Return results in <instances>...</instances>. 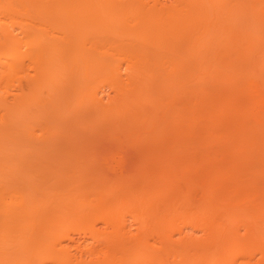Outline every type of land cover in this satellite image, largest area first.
Returning a JSON list of instances; mask_svg holds the SVG:
<instances>
[{"label":"bare ground","instance_id":"1","mask_svg":"<svg viewBox=\"0 0 264 264\" xmlns=\"http://www.w3.org/2000/svg\"><path fill=\"white\" fill-rule=\"evenodd\" d=\"M163 1L166 0H0V264H264V65L262 68L260 67L264 61V0H168V3ZM33 12L36 13L35 15H39V18L41 13L44 17L47 14L46 20L50 14L66 16L68 20L70 19L71 24L67 18L65 19L67 21L63 17L61 19L68 22L66 25L68 24L69 29L71 28L69 24L72 26L73 32H76L73 33L74 37L77 39L82 34H79L80 36H76V34L82 33L84 27L91 28L90 32L93 29L94 31L95 29L99 30L102 22L105 20L104 25H106L110 18L116 20L115 22L113 20L114 24L119 21L123 24L128 15H131L136 21L133 27L138 28L142 37L145 32L147 34L151 29L153 32L157 29V35L158 31L161 33L158 36H162V47L165 52V62H163L165 63V73L162 72L166 77L164 75L162 77L166 86L163 85V88L168 91L163 90L167 93L164 95L167 100L164 99L166 100L163 107L165 112L162 111L161 118L168 116L169 119L168 122L167 118L164 119L166 121L164 122L166 123L164 135L159 137L160 139L155 144L163 147L164 151L166 150L172 155L181 153L180 157L170 154L172 157L168 159H165L166 156L159 158V154H157L156 157L159 161L155 160V157V161L146 159L145 165L142 164L144 167L135 166L137 170H134V165L130 166V159L126 154L119 153L116 155L118 158L113 160L115 156L111 152L117 142L111 141L106 144L105 141L103 144L100 141H94L95 131L106 127V131L110 132L113 126L111 123H117L114 120L118 123L113 128L121 125L122 129L120 126L119 129H129L126 126L130 125L133 118L128 117L130 109L125 110L127 116L124 109L130 102H133L135 95L139 94L143 97L145 94V84L147 83L145 82L146 77H144L146 73L143 70L144 68L149 70L150 65L147 66L148 58L146 60L144 58L147 57L145 52H148L151 47L149 45L145 47L148 49H145L144 52L142 46H146V42H144L145 44L140 43L144 39L139 37L140 34L136 35V39L139 37L140 47L137 46L139 44L137 43L135 49H142L137 53L132 49L135 43L132 44V41H129L135 38L128 37L129 40L126 43L121 42L124 39L122 35L125 33L121 35L120 41L116 35L118 39L115 37L116 41L113 40V42L109 40H112L116 31L110 35L111 29H108L110 32L108 35L112 36H108L109 40L108 37L106 40V36L100 30L96 31V34L100 35L99 32H101L102 35H98V38L92 31L94 37L97 38L93 37L94 40H90L93 35L87 34V38L90 36L89 40L95 42L94 48L98 46L103 56L110 58L107 57L106 60V62L109 60L108 66L112 65L110 68L106 66L110 69L106 72L109 76H103L105 79H111L108 86H111L110 90L116 91L117 102L122 103L119 107L124 104L126 106L124 109L120 108L119 112L116 111L120 113L123 110L124 113L122 112L120 115L117 113L119 117L117 114L108 116L110 111L109 113L105 112L107 105L102 102L100 96L92 92L95 86L91 85L90 87L93 89L89 91L92 94L88 97L90 93L87 92L86 95L89 101L85 100L87 97L83 99L84 96L81 95V97L80 94L81 100L79 97L76 100H79L80 103L82 101L84 104L86 101V104L90 102L89 107H92L96 112L100 111L98 114L99 119L102 117L100 122L98 117L96 118L98 122H96L97 120L92 122L89 119L91 123L86 124L85 127L82 125L84 128L80 126L81 132L66 134L65 138L63 135L60 136V131L54 133L52 145L57 148L70 146L75 147L74 150L77 147L79 149L81 147L82 150L88 147L87 151H90L89 148L92 145L93 148H96L95 150L91 149L92 155L87 154V157L91 155L88 158L89 161L86 159L88 162L84 161L86 156H83L82 152H80L81 155L73 158V153L58 151L52 157L53 168L49 169V172L53 173L50 177V181L53 180L51 205L47 210L42 209L39 212L44 219L45 217L53 218V223H51L53 226L50 223L48 226L49 228L53 227L50 228L52 233L47 238V234L40 235L43 231L41 233L36 231L37 234L40 233L38 234L41 236L40 238L45 239L44 236H46L45 241L42 239L44 242L48 241L46 246L44 243V245L41 243L38 246L37 241L39 240L35 241L37 245L34 244V241V243H30L32 240L28 241V234L26 238L22 237L24 229L21 231V227L26 226L24 224H21V227L18 225L20 223L15 224L18 226L13 228L19 229L21 233L16 230L18 233L15 232V234L17 233L15 237L12 236L13 223L22 222L23 220L20 219H24L30 213L33 218L35 206L33 207L31 202L28 203L22 186H17L21 185V179L16 180L18 172L14 170L15 168L10 164V158H8L13 156V152H11V156L8 154L15 147V142L11 144L14 146L13 148L9 142L12 138L16 139L18 137L16 135L19 133L21 137L24 135L21 132L17 134L16 130L22 131L24 124L27 125V121L24 122V110L27 109L25 102L28 89H33V86L35 88L37 85L43 89L47 84H49L47 90L56 87V84H53L48 78L51 74L54 75H51L53 76L51 80L56 79L55 82H59L58 85H60L62 77L60 79L58 77L64 75V78L70 75L72 77L71 73L74 71L70 70H72V63L73 66H76L74 65L75 61L80 66L86 63L83 65L84 67H80L81 69L78 66V69L81 72L85 68L88 72H84L86 71L84 70L80 74L78 71L76 76L73 73V79L79 78L78 81L87 79L86 83L91 81L88 84H93L95 80L93 81L94 78L91 77L96 69L91 70L89 74L92 80H89L87 75L88 78H85L83 74L90 72L87 68L90 69L92 64L96 65L97 69L100 68L98 65L102 67V64H105V59L104 57L100 59L101 54L98 56V52L96 55H92V51L95 53L98 50H96L97 48L90 49L91 46L88 45L93 43L89 42L87 38L85 43H89L86 44V47L81 41L82 37L79 41L75 38L76 40L73 39L75 42H72L71 39L74 37L71 36L70 39L68 33L70 35L71 33L68 32L67 26L68 31L63 26L62 33L67 32L66 36L70 40H64L66 36L63 38L61 36L63 34L59 35L56 31L57 35L63 39V43H61V38H59L62 45L58 40H55L57 38L53 39L57 41L55 45L56 42L50 38L44 39L46 42H43L37 37H29L27 30L35 19L33 18L35 16L31 17ZM123 17L125 20L122 21ZM128 20L125 22L128 23ZM60 23L62 20L59 21L60 30L57 28L58 31H61ZM127 23L126 26L129 27ZM117 25L108 24L113 29L115 26L118 28ZM105 27L107 28L104 26V29H106ZM103 32L105 31L103 30ZM103 37L105 38L103 39ZM132 37L135 35L132 34ZM36 39L42 42L39 43ZM102 40L107 42H102V45L99 46V42ZM161 40L158 39V42ZM49 41H53L51 43L54 45L47 44ZM57 45H61L59 49L54 48ZM79 48L81 55L87 53V51L82 53L86 50L83 49L87 48V50H91L87 56H90L88 54H91L93 58L98 56L99 58L96 57V59H100L99 61L104 59L102 61L104 63L101 64L96 60L91 63L89 61L91 57H87V60L85 55L81 56L80 54H78L80 59L85 57L82 59L86 62L82 60L80 62L83 63L78 62L79 57L76 56L78 51L76 53L73 51ZM69 49H73V51H69ZM64 51L74 53L73 55L69 54L72 56L71 59L74 58L72 59L74 62H69L68 52ZM52 52L55 53L52 54ZM62 52L67 53L68 58L65 59L68 60L62 61V58L66 57L65 54L61 58V54L64 55ZM56 54L58 55L56 56ZM55 58L56 61H54ZM112 59L115 61L111 64ZM64 61L65 63L62 65L66 67L65 69L64 66L61 67V63ZM66 62L69 64L68 75L64 72L68 71ZM94 62L99 63L94 64ZM54 64L57 67L56 71ZM50 67L54 68L53 72H57L58 67L63 68L62 70L59 68L57 73H64L57 75V73L50 74L49 72L48 75ZM122 69L125 71V73L122 71L124 77L120 73ZM99 70V73L105 72L101 68ZM147 72L149 73V71ZM44 79L47 82L49 80L54 86L47 82L46 85H40ZM99 79L108 81L102 77ZM68 80L71 81L70 77ZM78 81L76 86L81 82L78 83ZM123 81L124 85L120 86ZM74 83H70V85H74ZM81 83L86 84L85 82ZM159 84L161 83L158 82ZM101 85L103 86V84ZM95 92L97 93V91ZM116 98H114L115 101ZM111 100L113 99L110 98ZM136 100L140 101L139 97ZM136 100H134L135 104H137ZM134 103L132 106L135 105ZM138 104L140 106L145 103L139 102ZM114 105L118 106V103H114ZM139 106L138 113H142L140 109L145 107L140 108ZM89 110L92 114L93 111ZM134 110L137 111V108ZM145 111L143 109V113ZM131 112L134 111L131 110ZM85 113V116L78 118L77 121L85 117L89 118L88 112ZM25 115L27 114L25 113ZM127 121L131 122L127 124ZM138 121L140 122V119ZM138 121H135L136 125L139 124ZM125 124H127L126 129L123 128ZM73 129L75 128L73 127ZM124 130L122 133H125ZM119 132L117 131L115 135L118 133L119 136L121 134ZM112 133L110 132V135ZM118 136V140L123 137ZM21 137L20 139L23 141L24 136ZM112 137L114 136L112 135ZM16 140L18 141V139ZM153 142L155 141L149 142V145L150 143L154 144ZM120 143H123V140ZM145 144L143 142V145L142 143L138 145L143 147ZM22 145L24 144L21 143L19 148ZM17 148L16 150H18ZM22 150H20L21 153ZM16 154L19 153L16 151ZM16 154L14 156L18 158L15 157V161L20 163L19 159L24 158L26 166L27 162H31L28 153L22 154V158L21 154ZM111 154L114 157H110ZM6 155L8 156L5 157ZM81 156L84 157L82 159L87 164L83 163L79 166L73 164V160L77 163ZM177 157H179V162ZM171 158L172 162L169 160ZM7 159L13 166L12 168L6 163ZM173 159L175 162L177 161L174 166ZM160 160L165 161V164ZM140 161L142 163L141 159ZM148 163L151 166L153 163H158V165L156 164L157 166H153V168L150 166L152 168L150 169ZM14 180L20 181L14 184ZM240 213L245 214L246 217L241 219L242 224L239 223V225L241 224L242 227L238 228L239 225L234 224L233 221ZM30 215L28 216L30 217ZM35 215L40 216L36 212ZM240 217L243 218L241 215ZM247 217H250L251 221H247ZM129 220L130 224H128ZM243 220L246 222L243 223ZM34 221L35 216L32 222ZM49 221L51 222V220ZM179 223L185 229H189V232L177 229ZM232 223L236 226H232ZM46 228L44 229L46 230ZM49 228L47 231H50ZM242 228L246 235L240 236L239 230ZM26 229L28 230V228ZM45 230L44 232H46ZM34 231L33 229V233ZM37 234L35 235L38 236ZM18 236L25 240L23 243H21L23 240L20 242L24 246L27 242L32 245L31 250H35L33 248L37 247V252H39L45 246L42 249L44 250L43 254L41 253L42 257L36 261H34L36 257L33 260L23 259L20 255L25 252L22 254V251L16 247L17 251L12 250L16 253L11 252L10 245L13 243L16 245L15 238L17 237L18 240ZM240 237L243 239L240 240ZM29 243L28 245H30ZM39 247L41 249H38ZM29 255L26 252V257H31ZM18 257L19 259L16 260Z\"/></svg>","mask_w":264,"mask_h":264},{"label":"rangeland","instance_id":"2","mask_svg":"<svg viewBox=\"0 0 264 264\" xmlns=\"http://www.w3.org/2000/svg\"><path fill=\"white\" fill-rule=\"evenodd\" d=\"M164 3H168L169 1L168 0H166V1H163ZM34 14H32V16L31 17H33V16H35V17H33V18H35V19H33L34 21L31 23L32 24V26L30 25L29 26V29L27 30L28 31V34H29V37H31V38H39L40 40H42L43 42H46V41H44V39H48V38H50L51 40H53L54 38H57V39H55V40H58V42L60 41V39L59 38H61V43H63L62 42V37L61 36H63V38L67 35L65 32H64V34L62 33V31H64V30H62V28H63V26H65V30L66 31H68V24L66 25V23H68V22H64V20L67 18L66 16H62V15H55V14H53V15H49V17H48V20H46L47 19V14H46V16L44 17V15H43V13H38V14H40L41 15V17L39 18V15L37 16V15H35L36 13L35 12H33ZM37 16V17H36ZM51 16V17H50ZM54 16H57V17H55L54 18ZM60 16V17H59ZM63 17V19H61ZM128 17V19L129 20H131V15H128L127 16ZM127 17H125L126 18V20H128L127 19ZM37 18V19H36ZM45 18V19H44ZM54 18V19H53ZM57 18V19H56ZM59 18V19H58ZM31 19V20H32ZM44 19V20H43ZM56 19V20H55ZM62 20V23H60L61 25L60 26H62L61 27V31H58L57 30V28L59 29L60 27H59V21L61 22V20ZM50 20V21H49ZM53 20H55V21H53ZM57 20H59V21H57ZM67 20H68V18H67ZM67 20H65V21H67ZM70 20V19H69ZM68 20V21H69ZM114 20V19H113ZM113 20H112V18H110V20H107V21H111L110 23L109 22H107L108 24H111L112 26H114V25H117L118 26V28L115 26L114 27V29L116 28L117 30H114L113 29V27L112 26H108V24H106V25H104V21L102 22V25L100 26V31H102V33H103V35L104 36H106V40H107V37L109 36V37H112V36H110V35H113V32L114 31H118L117 33L116 32H114V36H113V38H111L112 40H109V37H108V40L111 42H113V40H114V38L116 37V35H117V37L119 38H117L116 37V39H118L119 41H120V39H121V35L123 34V33H125V34H123L122 36V38H124V39H122L121 40V42L122 43H126L129 39H128V37L129 38H135V39H132V40H129V41H132V44H133V42L135 43V46L134 45H132V46H134V48H132V49H134L136 52L135 53H137V51H139L140 49H142V48H139V50H136L135 49V47H136V44L137 43H139V41H138V38L139 37H142V34H140L141 32L138 30V28L137 29H135L133 26V24H135V20L132 18V20L131 21H129L128 20V23L127 22H125L126 20L124 19V17L122 18V21L123 20H125V21H123L124 23V26H126V23L127 24H129V27H125V28H123L124 26H122L123 24H122V22L120 23V21L119 22H117V23H115L114 24V22L116 21V20H114V22H113ZM58 23H57V22ZM113 22V23H112ZM58 24V26H57V24ZM69 23H70V21H69ZM132 23V24H131ZM34 24V25H33ZM64 24V25H63ZM71 24V23H70ZM69 24V27H71L70 29H69V31L68 32H70L71 33V35L68 33V35H69V37H70V39L72 38L71 36H73L74 37V35L75 34H73V33H76V32H73V29H72V26ZM114 24V25H113ZM122 24V25H121ZM66 26H67V28L68 29H66ZM104 26H107V28L106 29H104ZM103 27V28H102ZM112 27V28H111ZM85 28V27H84ZM82 28V31L84 32H87L86 34H85V32H84V35H83V32L82 33H80L79 31V33L78 34H76V36L78 35V36H80L79 34H82L80 37H78V39L76 38V37H74V38H72L71 39V41L72 42H75V40L77 39L78 41H79V39H81V37H82V39H81V41H83V45L86 47L87 45H88V43L89 42H91L90 40H94V38L95 39H97L98 37V35L99 34H96V31H99V30H96L95 29V31H94V29L92 30V31H94L95 32V34H96V37H94L95 35H93V33H92V31L90 32V29L91 28ZM132 28H134V29H132ZM89 29V30H88ZM102 29V30H101ZM108 29H111L110 31H112V33L110 34V32L108 31ZM119 29V30H118ZM60 30V29H59ZM90 32H88V31ZM103 30L106 32H103ZM154 30V29H153ZM58 32V34L60 35V34H63V35H61V36H59V35H57V32ZM155 32H153L152 31V29H151V31L149 32V33H147L146 34V32H145V34H143V36L144 37H142V38H144L143 40H146V41H140V43L141 42H146V46H142V44H141V46L144 48V52L148 49V48H145V47H147L148 45H149V47H151V49H148V52H145L144 54L145 55H147V57L146 58H144L145 60H146V62L147 63H149V64H147V66H149L150 68H149V70L148 69H146V68H144V70H143V72H145L146 73V75L144 76V77H146L145 78V82L147 83V84H145V89L147 90H144V93L146 94V96H145V94L143 95V97L142 96H140L139 94L138 95H135L134 97H133V102L131 103H129V105H125L124 103V105L122 106V107H119V105H122V103L120 102V101H118L117 102V100H118V98H116L117 97V95H116V91H114V90H110L109 89V87H111V86H108V84H110V81H111V79L109 78V79H107L108 81H104V80H102V81H100V77H102L103 79H105L104 78V76L103 75H106V77H108L109 76V74L108 73H106L107 72V70L112 66V65H110V63H109V65L110 66H108L107 64V62H109V60L106 62V60H107V57L108 56H103V54L100 52L101 50H99V48H98V46L96 47V48H94V43L95 42H91V43H93L92 45L89 43V47H90V49L91 50H98V51H95V53L92 51V55H96V52H98L97 53V55L99 56L100 54H101V57H100V59H102L103 57H104V61H105V64H102V63H104V62H102L103 60H101V61H99L100 59H96V57L97 58H99L98 56H94V58H93V56L91 55V54H88V55H90V56H87V53L89 52V51H91V50H87V48H89V47H87V48H84L83 50H85V51H82V53L84 52V53H86V51H87V53L86 54H84L85 56H86V59H87V57L88 58H90L89 59V61L91 62V63H93V60L95 61H99L101 64H102V67H101V65H98V66H100V68L102 69V70H104L105 71V69L107 68V67H109V68H107L106 69V71L105 72H101V73H99L100 72V68L99 69H97V67H96V65L94 66L93 64V68H92V65L90 66V69L89 68H87L90 72L89 73H84L83 74V76L85 75V78H88L89 77V80H92V79H90V76H89V74L91 73V70H94V69H96L94 72H96L95 74H94V72H93V76L91 77V78H94L93 79V81L95 80V84L93 85L92 83L91 84H88V83H90L91 81H89L88 83H86L87 82V79H86V81H85V79L82 81V80H80L81 82H85L86 84H83V83H81L80 81H78V79L79 78H76V80L78 81V83L80 82L81 83V85H80V83L78 84V86H76V84H77V81L75 80V79H73L74 77H73V73H75L74 74V76H76V72H78L79 71V69H78V66H79V68L81 67V66H83L84 64L86 65V63H84V64H82L81 66H80V64H76V61H75V64L74 65H76V66H73V63H72V59H74V58H70V57H72V56H70L69 54L70 53H72V52H70L69 53V51H73V49H69V51H64V52H68V55H69V58H70V60H69V62L71 61V63H72V70H70L71 72L72 71H74L73 73H71L72 74V77H71V75H70V73H69V75L70 76H68V77H66V78H68L69 79V77H70V79H71V81H69L68 79H66V78H64L65 77V75L64 76H60V77H58L59 79H60V85H58V83L59 82H55L56 81V79L55 80H51V79H53V74H51V73H57L58 72V69L60 68V67H58V69H57V72H53V70H54V68H55V71H56V66H55V64H54V68L53 69H51V67H50V69H49V71H48V75H49V72H50V74L51 75H53V76H51V78H50V76L48 77L49 79H50V81L51 82H53V84L55 83L56 84V87L53 85V84H51L50 83V81L48 80V82L47 81H45L46 79H47V77H45L46 79H44V81L40 84V85H46L47 83H50V85L51 86H54V88L53 87H51V90H47V88L49 87L48 85L49 84H47L46 85V89L45 88H41V86L39 87L38 85V89L36 88L37 86H35V88H34V86H33V89L31 88V89H28L27 90V93H26V108L30 111H28L27 109H25V107H24V122H26L27 121V125H26V123L24 124V130H22V131H20V130H16L17 131V134L19 133V132H21V133H23L24 135V140L22 141L21 139H20V133H19V135H16V137L18 136H20L19 138L17 137H15V136H13V137H15L16 139H18V141L16 140V139H13L12 138V140L9 142L10 143V145L12 144V142H15L14 143V146L17 148V146H18V144H19V146H18V150H16V148L13 146V145H11L12 147L11 148H13V150L15 151H13V150H10L9 151V154L8 153H6V154H8L9 156H11L10 154H11V152H13L12 154H13V156H11V157H8V158H10L9 159V162H10V164L11 165H13L14 166V170H17V172H18V174H16L17 176L16 177H18V178H16V180L17 179H21V185L20 184H18L17 186L18 187H21V188H23V190L22 191H24L23 192V194H24V196H25V198L27 199V201H28V203H30L31 202V204L33 205V207H34V209H33V211H34V215L32 214V216H33V218L31 217V213L30 214H28V215H30V217L27 215L26 217H24V219H20L22 222H20V221H16V223L14 222L13 224V226H12V224H11V229H13L12 231H13V234H12V236H14L15 237V235L18 233L16 230H18V231H20L19 229H14L13 227L15 226V224H17V223H20V224H18L19 226L22 224H24V225H26V226H23V228L21 227V231H22V229H24V233H23V231H22V234H23V236L22 237H27V234H28V241H31L30 243H34L35 241H37V240H39V241H37L38 242V246L41 244V245H44L45 244V246H46V244H47V242L48 241H46V242H44L45 240H46V236H44V238L45 239H43V238H40L41 236H43V235H46L47 234V238L49 237L48 235H51V233H52V230H50V228H53V227H48V226H50L51 225V223H53V218H51V219H49V217H45V219H44V217H41V215H40V213L39 212H41L40 210H42V209H48L49 207H50V205H51V199H52V195H53V180H51L50 181V177L53 175V173H50L49 172V169L51 168H53L52 166V164H53V162H51V160H53L52 159V157L56 154V153H58V151L59 152H61V153H69V154H72V155H74L73 156V158L74 157H76V156H78V155H81V153L80 152H82V154H84L83 156H86V158H85V160L84 159H82V158H84V157H82L81 156V162H80V160H78L77 161V163L73 160V164H78V166L81 164H83L84 163V165L85 164H87L86 162H84V161H87L88 160V158H90L91 157V153H93V152H90L91 151V149L93 148V145H92V147L91 148H89L90 149V151H87L88 149V147L86 148H83L82 150H81V147H80V149L77 147L75 150H74V148L75 147H70V146H62V147H60V148H57V147H55L54 145H52V142H53V137H54V133L56 134V132L58 133L59 131L61 132V135L60 136H62L63 135V137L65 138V136H66V134L68 135V134H71V133H79V132H81L82 131V128H84L85 126H86V124H89V123H91L90 122V120L93 122V120L94 121H96L97 119V117L99 116L98 114H100V111L98 112H96L95 110H93L92 109V107H89V105H90V102H89V104L87 103L86 104V102H85V104L84 103H82V101H81V103L80 102H78L79 100H81V98L79 97V94H80V96L82 95V96H84V97H82L83 99L85 98V97H87L86 95L88 94V93H90V91L89 90H91V89H93L92 87H90L91 85L92 86H95L94 87V91H92L93 93H95V94H97V96H100L99 98H101L102 99V102L104 103V104H106L107 105V107H105V112L106 113H109V111H110V113L108 114V116H110V114H112L111 116H113V114H117L119 111H120V108L122 109H124V107H125V109H124V112H125V114H126V116L128 115L127 114V110H129L130 109V111H128L129 112V115H128V117L130 116V117H132L133 118V120H132V118H130L131 120H132V122L131 121H127V124H129V122H131L130 123V125L128 126L127 124H125L124 125V127L123 128H125L126 129V127H128L129 129H126V130H124L125 131V133H122V131L123 130H121L122 128H121V125H119L120 126V128L121 129H119V126L118 127H116V128H113V126L114 125H117V123H118V121H116V120H114L115 122H117L116 124H114V122L113 123H111V124H113V126H112V128L111 129H114V130H112L111 131V129H110V132H113L112 133V135L115 137H112V135H110V132H107L106 131V127L105 128H103L102 129V127L99 129V131H98V129L95 131V133L93 134V138H94V141L96 140V142L97 141H100V142H105L106 141V144H108L109 142H111V141H115V142H117V144H116V147H114V150L111 152V153H113L114 154V156H115V158L113 159L114 161H115V159L116 158H118V156H116L117 154H119V153H123V155L124 154H126V155H128L129 156V158L128 159H130V166L131 165H134L133 167L135 168L134 170H137L136 169V167L137 166H141V167H144L143 165H145V163L149 160H151V159H155V160H157V161H159L158 160V157L160 158V156L161 157H165V159H168L169 157H172V156H174V157H176L177 155L180 157V155L179 154H181L180 152H179V154H174V155H172V153H170V152H167L166 150L164 151L163 150V147L161 148L160 146H158V144L156 145L155 143L157 142V140H159L160 138H161V136L162 135H164V128L166 127L165 126V124L166 123H164V122H166L165 120H166V118H167V122H168V116L167 115H165V116H167V117H163V118H161V116L163 115V112H165L164 110H165V108H163L165 105L164 104H166V100H167V98H166V96H164V95H166L167 93L166 92H168V91H166L167 89H165V88H163L164 86L163 85H165L166 86V83L164 84V78L162 77V75H164L163 74V72L165 71V63H163V62H165V52H164V48L162 47L163 45V40H161L162 39V36L161 37H159L160 36V32L158 31V35H157V29H155L154 30ZM120 32H121V34H120ZM100 33V35L99 36H102L101 35V32H99ZM108 33L110 34V35H108ZM116 33V34H115ZM87 34H89V35H93L92 36V38L89 36V38H87L88 36H87ZM132 34H134L135 35V37H132ZM138 34H140L139 35V37H137V39H136V35L138 36ZM56 35H57V37H56ZM118 35H120V36H118ZM129 35H131V36H129ZM59 36V37H58ZM69 37L68 36H66L65 38H64V40L65 39H69ZM94 37V38H93ZM76 38V39H75ZM88 39V43H85V39ZM91 38V39H90ZM105 37H103V39H104ZM141 38V39H142ZM146 38V39H145ZM39 39H36V40H38L39 41ZM46 39V40H47ZM69 39V40H70ZM73 39H75V40H73ZM84 39V40H83ZM90 39V40H89ZM102 39V38H101ZM116 39L114 40V41H116ZM127 39V40H126ZM141 39H139V40H141ZM158 39L159 40H161V41H159L158 42ZM55 40H53L54 42H56V43H54L55 45L57 44V41H55ZM99 40H100V38H99ZM99 40H97V41H99ZM42 41H39V43H41ZM53 41H49V42H47V44H53V43H51V42H53ZM78 41H77V43H78ZM87 41V40H86ZM97 41H96V43H97ZM108 41V42H109ZM118 41V42H119ZM102 42H104V40H102V41H100L99 42V46H101L102 44ZM105 42H107V41H105ZM104 42V43H105ZM162 42V43H161ZM60 43V42H59ZM60 43V44H61ZM82 43V42H81ZM122 43H119V44H122ZM131 43V42H130ZM140 43L139 44H137V46L139 45V47H140ZM161 43V44H160ZM53 44V45H54ZM87 44V45H86ZM153 44H154V46H153ZM62 45V44H61ZM61 45H59V46H61ZM104 45V44H103ZM59 46L57 45V47L55 46L54 48H57V49H59ZM96 46V45H95ZM130 46V45H129ZM51 47H53V46H51ZM138 48V47H137ZM146 49V50H145ZM79 50L81 51V49L79 48L78 50H75L74 49V51L73 52H79ZM149 50H150V53H149ZM132 51V50H131ZM77 52V55L76 56H78V54H80L81 55V52H79L78 53ZM134 52V51H133ZM132 52V53H133ZM53 53H55V52H52V54ZM63 53V52H62ZM90 53V52H89ZM94 53V54H93ZM148 53V54H147ZM61 54V53H60ZM64 54V53H63ZM65 54H66V57H64V58H62V56H65ZM64 55H62L61 54V58H62V61L63 60H68V59H65V58H68L67 56V53H65ZM74 53H72V55H73ZM58 54H56V56H57ZM84 55H81V56H84ZM144 55V56H145ZM54 56V55H53ZM75 56V55H74ZM75 56V57H76ZM50 57H51V54H50ZM55 57V56H54ZM58 57H60V56H58ZM79 57V56H78ZM83 58V57H82ZM80 59V57L78 58V62H80L81 60L82 61H85V60H83V59H85V57L83 58V59ZM93 58V59H92ZM109 58V57H108ZM163 58H164V60H163ZM77 59V58H76ZM80 59V60H79ZM110 59V58H109ZM49 60H50V58H49ZM61 60V59H60ZM88 60V59H87ZM54 61H56V58H55V60ZM53 61V62H54ZM88 61V62H89ZM113 61H115V60H113L112 59V61H111V64L113 63ZM68 62V61H67ZM66 62V63H67ZM74 62V61H73ZM77 62V63H78ZM86 62V61H85ZM99 62H94V64H98ZM261 62H262V60H261ZM260 62V63H261ZM55 63V62H54ZM57 63V62H56ZM59 63H60V61H59ZM58 63V64H59ZM65 63V61L64 62H62L61 63V65L62 64H64ZM80 63H83V62H80ZM90 63V64H91ZM57 64V66H59ZM90 64H88V65H90ZM53 65V64H52ZM66 65V64H65ZM68 63H67V69H68ZM87 65V66H88ZM263 65H264V61L261 63V68L263 67ZM64 65H62L61 67H63ZM103 66H105L104 67V69H103ZM107 66V67H106ZM257 66H259V65H257ZM75 67H77L76 68V70H73V69H75ZM84 67V66H83ZM86 67V66H85ZM146 67V66H145ZM64 69L66 68L65 66L63 67ZM63 68H60L61 70L63 69ZM69 68H70V66H69ZM163 68V69H162ZM71 69V68H70ZM78 69V70H77ZM81 69V68H80ZM146 69V70H145ZM257 69H258V67H257ZM60 70V71H61ZM84 70H86L85 68H83V70L80 72V74L84 71ZM97 70H99V71H97ZM101 70V71H102ZM110 70V69H109ZM123 69L120 71V73H121V75L124 77V73H125V71H123ZM147 71H149V73L147 72ZM151 71V72H150ZM163 71V72H162ZM64 72H69V69H68V71L66 70V71H64ZM63 72V73H64ZM84 72H88L87 70L86 71H84ZM109 72V71H108ZM32 73V72H31ZM62 72H60V73H57V75H59V74H63ZM65 73V74H66ZM152 73V74H151ZM162 73V74H161ZM165 73V72H164ZM33 74V73H32ZM79 74V75H80ZM99 74V75H98ZM150 74H151V76H150ZM67 75H68V73H67ZM79 75H78V77H79ZM88 77H87V76ZM92 75V74H91ZM94 75H96V76H94ZM159 76H161V77H159ZM165 76V75H164ZM95 77H96V79H95ZM99 77V78H98ZM159 77V78H158ZM166 77V76H165ZM57 78V77H56ZM83 78V77H82ZM98 78V79H97ZM68 80V81H66V80ZM73 79V80H72ZM105 79V80H106ZM155 79H156V81H155ZM63 80V81H62ZM96 80H98V81H96ZM154 80V81H153ZM162 80H163V82H162ZM57 81H58V79H57ZM62 81V82H61ZM73 81V82H72ZM152 81H153V83H152ZM45 82V83H44ZM47 82V83H46ZM75 82V83H74ZM105 82H106V84H105ZM158 82L159 83H161V84H159L158 85ZM70 83H74V85L72 84V85H70ZM123 83V84H122ZM121 83V85L120 86H122V85H124V81ZM101 84H103V86L101 85ZM152 84V85H151ZM155 86H154V85ZM83 85V86H82ZM87 85H89V86H87ZM107 87H106V86ZM147 85H148V87H147ZM158 85V86H157ZM160 85H161V87H160ZM72 86H74V87H72ZM81 86V87H80ZM85 86V87H84ZM87 86V87H86ZM157 86V87H156ZM79 87H80V89H79ZM154 87V88H153ZM42 90H41V89ZM90 88V89H89ZM121 88V87H120ZM34 89H37V90H34ZM42 91H40V90ZM53 89H54V91H53ZM75 89V90H74ZM83 89V90H82ZM32 92H31V91ZM81 90V91H80ZM88 90V91H87ZM110 90V91H109ZM163 90H165L166 92H164ZM11 91H12V89H11ZM35 91V92H34ZM40 91V92H39ZM78 91V92H77ZM95 91H97V93L95 92ZM114 91V92H113ZM39 92V95L37 94ZM52 92V93H51ZM77 92V93H76ZM82 92V93H81ZM88 92V93H87ZM115 93V94H113V93ZM30 93V94H29ZM148 93V94H147ZM166 93V94H165ZM31 94H32V96H31ZM37 94V95H36ZM50 94V95H49ZM73 94H78V95H73ZM91 94L92 93H90L89 94V96L88 97H90L91 96ZM150 94H151V96H150ZM30 95V96H29ZM34 95V96H33ZM36 95V96H35ZM112 95V96H111ZM29 96V97H28ZM32 97V98H31ZM75 97V98H74ZM77 97H79L80 99L79 100H76V98ZM88 97L87 98H85V100L87 99L88 100ZM137 97V98H136ZM138 97H139V100L140 101H137L136 99H138ZM141 97H142V101H141ZM145 97H146V101H145ZM149 97V98H148ZM110 98H112L113 100H114V102H113V100H111L110 101ZM114 98H116V101H115V99ZM166 98V100H164ZM28 99H32L31 101L30 100H28ZM82 99V100H83ZM144 99V100H143ZM153 99V100H152ZM134 100H136L135 102H137V104H135L134 103ZM30 101V102H29ZM89 101V100H88ZM145 101V102H144ZM150 103H149V102ZM83 102H84V100H83ZM108 102H109V104H108ZM139 102H143V103H145V104H140V106H139ZM152 102V103H151ZM114 103L116 104V103H118V106H115L114 105ZM135 104V105H133L132 106V104ZM149 103V104H148ZM31 104V105H30ZM84 104V105H83ZM113 104V106L111 107V105ZM85 105H87L86 106V108H85ZM105 105V106H106ZM145 105V106H144ZM115 106V107H114ZM129 106V107H128ZM138 106L141 108V107H145V108H142V109H140L141 111H142V113L141 112H139L138 113ZM83 107V108H82ZM87 107H89L88 109H87ZM133 107H134V109H136L137 108V111H135L134 109H133ZM83 109V110H82ZM86 109V110H85ZM89 109H91L93 112H92V114H90L91 113V111L89 110ZM116 109H119V110H116ZM143 109H144V111H145V109H146V111L143 113ZM164 109V110H163ZM27 110V111H26ZM82 110V111H81ZM126 110V111H125ZM131 110H133L134 112H131ZM88 112V116H89V118L87 117H85V118H83L82 120H83V122H80V121H82V120H80V121H77L78 120V118H82V116H85L84 115V113L85 112ZM90 111V112H89ZM116 111H118V112H116ZM163 111V112H162ZM86 112V113H87ZM123 112V110L120 112V113H118L119 115L121 114ZM123 112V113H124ZM137 112V113H136ZM148 112V113H147ZM25 113L27 114V115H25ZM85 113V114H86ZM105 113V114H106ZM29 114H30V116H29ZM101 114H102V112H101ZM117 114V115H118ZM133 116H132V115ZM104 115V114H103ZM116 115V116H117ZM119 115H118V117H119ZM80 116V117H79ZM96 116V117H95ZM100 116H102V115H100ZM105 116H107V115H105ZM104 116V117H105ZM141 118H140V117ZM158 116V117H157ZM103 117V118H104ZM118 117H116V119H118ZM134 117H135V119H134ZM113 118V117H112ZM137 118V119H136ZM88 119V120H87ZM90 119V120H89ZM98 119H99V117H98ZM100 119H102V117H100ZM100 119H99V122H100ZM138 119H140V122L138 121ZM150 119V120H149ZM160 119V120H159ZM165 119V120H164ZM88 122H86V121ZM129 120V119H128ZM147 120V121H146ZM77 121V122H76ZM136 121H138L139 122V126L138 125H136V122L134 123V122ZM144 121V122H143ZM96 122H98V120L96 121ZM146 122V123H145ZM79 125H78V124ZM82 123H84V124H82ZM162 123V124H161ZM124 124V123H123ZM122 124V125H123ZM132 124H134V125H132ZM142 124V125H141ZM145 124V125H144ZM148 124H151L153 127L151 128V125H148ZM164 124V125H163ZM25 125H26V127H25ZM74 125V126H73ZM79 126V128H78V126ZM84 127H83V126ZM127 125V126H126ZM132 125V126H131ZM80 126H82V128L80 127ZM126 126V127H125ZM144 126V127H143ZM73 127L75 128V129H73ZM162 127V128H161ZM72 128V129H71ZM78 128V129H77ZM138 130H137V129ZM59 129V130H58ZM105 129V130H104ZM108 129V128H107ZM118 129V130H117ZM162 129V130H161ZM84 130V129H83ZM103 132H102V131ZM109 130V129H108ZM119 130H120V132H119ZM71 131H73V132H71ZM101 131V132H100ZM115 131V132H114ZM119 132V133H121L119 136L116 134L115 135V133L116 132ZM147 131V132H146ZM105 132H107V133H105ZM99 133V134H98ZM129 133V134H128ZM74 134V135H75ZM123 134V135H122ZM147 134H149V135H147ZM22 135V134H21ZM108 135H110L111 137H112V140H111V137L110 136H108ZM147 135V136H146ZM22 136V137H23ZM117 136L118 137H120V136H123V137H121L122 139H120L119 138V140H118V138H117ZM139 136H141V137H139ZM21 137V138H22ZM129 137V138H128ZM160 137V138H159ZM101 138H103V139H101ZM124 138V139H123ZM99 139V140H98ZM114 139V140H113ZM117 139V140H116ZM128 139V140H127ZM16 140V141H15ZM108 140V141H107ZM123 140V143H120L119 144V142H121ZM141 140H142V142H141ZM126 141V142H125ZM151 141H155V142H153L154 144H152V143H150V145H149V142H151ZM18 142V143H17ZM143 142H145L146 144L142 147L141 145L139 146L138 144H140V143H142V145H143ZM21 143L22 144H24V145H22V147L21 148H19L20 147V145H21ZM101 143V144H102ZM148 143V144H147ZM103 144H105V143H103ZM134 144H137L136 146L134 145ZM152 144V145H151ZM8 145V144H7ZM147 145V146H146ZM24 147V151L22 150V148ZM95 147V146H94ZM136 147H141V148H136ZM156 147V148H155ZM10 148V149H11ZM96 148V147H95ZM95 148H93V150H95ZM77 149H78V151H77ZM20 150H22V153H21V151ZM121 150V151H120ZM163 150V151H162ZM16 151H17V153H19V154H21L20 156H21V158H22V154H24V153H28V156L29 157H31V162H27V166H26V162L24 163V158H22V159H19L20 160V163H21V165H20V163H19V161H15L16 159H15V157L16 158H18L17 156H14L15 154H16ZM19 151V152H18ZM120 151V152H119ZM162 151V152H161ZM75 152H78V153H75ZM90 152V153H89ZM126 152V153H125ZM162 153V154H161ZM177 153V152H176ZM19 154H16V155H19ZM87 154L89 155V154H91L90 156H88L87 157ZM130 154H131V156H130ZM153 154V155H152ZM157 154H159V156L158 157H156L157 156ZM165 154V155H164ZM172 156H171V155ZM8 155H6L5 157H7ZM147 155V156H146ZM168 155V156H167ZM20 156H19V158H20ZM113 155L111 154L110 155V157H112ZM113 156V157H114ZM144 156V157H143ZM152 156H153V158H152ZM126 157V156H125ZM149 157V158H148ZM155 157V158H154ZM173 157V158H174ZM179 157H177V159L179 158ZM132 158V159H131ZM163 158H161V159H163ZM4 159V158H3ZM1 160V162L2 161H4V160ZM87 159V160H86ZM140 159L142 160V163H141V161H140ZM144 159V160H143ZM146 159H147V161H146ZM165 159H163V160H165ZM174 159H176V158H174ZM173 159V166L175 165V163L178 161L179 162V159L175 162V160ZM18 160V159H17ZM21 160H22V162H21ZM76 160V159H75ZM84 160V161H83ZM90 160V159H89ZM88 160V161H89ZM113 160H112V162H113ZM154 160V161H155ZM163 160H160V161H162L161 163H163L164 162V164H165V161H163ZM170 160V162H172V158L171 159H169ZM83 161V162H82ZM87 161V162H88ZM132 161V162H131ZM167 161V160H166ZM5 162H6V160H5ZM9 162H8V159H7V162L6 163H8L9 164ZM136 162V163H135ZM138 162V163H137ZM3 163V162H2ZM19 163V164H18ZM9 164V165H10ZM23 164H25L24 166H26V167H24L23 166ZM143 164V165H142ZM158 165V163H153L152 165L155 167V166H157ZM177 164V163H176ZM10 165V166H11ZM75 165V166H76ZM148 165H149V163H148ZM13 166H11V168L13 167ZM136 166V167H135ZM139 166V167H140ZM151 165H149V167H150ZM153 166H151L152 168H153ZM145 167H147V166H145ZM150 167V169H152ZM139 169V168H138ZM133 170V171H134ZM16 172V173H17ZM15 179V178H14ZM16 180H14L15 182H14V184L16 183V182H19L20 180H18V181H16ZM13 186H15V187H17L16 185H13ZM25 186V187H24ZM30 204V205H31ZM31 205V206H32ZM35 212H36V214H39L40 216L39 217H37L38 215H35ZM239 215V214H238ZM238 215L234 218V221H233V223L234 224H236V225H239V223H241L242 221H241V219H245L244 217H246V215L244 214L243 215V213L241 214L240 213V215L243 217V218H241L240 217V215H239V217H238ZM34 216H35V223L34 222H32V220L34 219ZM36 217H37V219H36ZM26 218V219H25ZM27 218H29V219H27ZM43 218V219H42ZM250 217H247L246 218V220L247 221H251V219H249ZM19 220V219H18ZM49 220H51V222L49 221ZM235 220H237V221H235ZM240 220V222H238ZM246 220L244 221L243 220V223L244 222H246ZM49 221V222H48ZM31 223H32V225H31ZM49 223H50V225H49ZM232 223V226L234 225ZM128 224H130V220L128 221ZM242 224V223H241ZM240 224V225H241ZM18 225H16V226H18ZM236 225H234V226H236ZM238 226V228H240V227H242V226ZM15 226V227H16ZM28 226V227H27ZM32 226V227H31ZM35 226V227H34ZM51 226H53V225H51ZM46 227H48L49 228V230L50 231H47L48 230V228H46ZM19 228V227H18ZM25 228H28V233H26L27 231L25 230ZM31 228H33L35 231H34V233H33V229H31ZM44 228H46V230L44 229ZM232 228V227H231ZM131 229V228H130ZM177 229H184L185 231H188L189 232V229H185L184 228V226L182 225V224H180L179 223V225L177 226ZM44 230L46 231V232H44ZM12 231L10 230V232L12 233ZM21 231L19 232V233H21ZM36 231L38 232H40L41 233V231H43L41 234L40 233H38V234H40V235H38L37 233H36ZM240 231V233L239 234H241L240 236H243V235H246L245 233L246 232H244L245 230H243V228L241 229V230H239ZM15 232H17L16 234H15ZM49 232V233H48ZM26 234V235H25ZM35 234H37L38 236H36ZM31 236V238H33V239H31L30 238V236ZM19 236H21L20 234H19ZM18 236V237H19ZM197 236V235H196ZM35 237V238H34ZM37 237H39L38 239H36ZM245 237V236H244ZM20 239V240H19ZM42 239L44 240V241H42ZM240 240H242L243 239V237H242V239H241V237L239 238ZM21 240H23V238L21 239V237H19L18 238V240H17V237L15 238V241L17 242L16 243V245L14 244H12V245H10L11 247H12V249H11V252H13V253H16V252H14V251H17V250H15V247L18 249V250H21L22 251V254H23V252H25L23 255H20V256H22V258L24 259H34L35 257V260L34 261H36L38 258H41L42 257V254H43V252L42 251H44V250H42L43 248H45V246H43L42 247V249L39 247L38 249H41V251L39 250V252H37L38 250H37V247H35V248H33V249H35V250H31V248H32V245L29 243V242H27V240H26V242L27 243H25V245L26 246H24V244H21V243H23V242H25V240H23L22 242H21ZM240 240H238V241H240ZM34 241V242H33ZM41 241V242H40ZM21 242V243H20ZM40 242V243H39ZM28 243L30 244V245H28ZM44 243V244H43ZM35 245H37V243L35 242L34 243ZM29 247H28V246ZM31 246V247H30ZM28 247V248H27ZM12 250H14V251H12ZM25 250H28V251H25ZM30 250V251H29ZM32 251H33V253H32ZM26 252H27V254L29 255L30 253H31V255H29V256H31V257H26ZM30 252V253H29ZM35 252H37V253H35ZM42 253V254H41ZM20 254V253H19ZM35 254V256L33 257V255ZM39 254L41 255L40 257H39ZM18 256V255H17ZM19 256V257H20ZM19 257L18 258H16V260H18L19 259ZM33 257V258H32ZM26 259V260H27ZM33 261V262H34Z\"/></svg>","mask_w":264,"mask_h":264}]
</instances>
